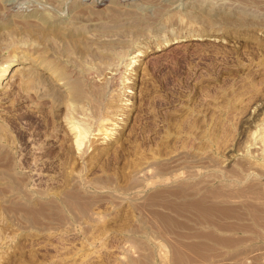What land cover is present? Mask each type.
<instances>
[{
  "label": "rangeland",
  "instance_id": "1",
  "mask_svg": "<svg viewBox=\"0 0 264 264\" xmlns=\"http://www.w3.org/2000/svg\"><path fill=\"white\" fill-rule=\"evenodd\" d=\"M40 51L112 138L71 159L65 109L0 84V264H264V0H0V63L67 94Z\"/></svg>",
  "mask_w": 264,
  "mask_h": 264
},
{
  "label": "bare ground",
  "instance_id": "2",
  "mask_svg": "<svg viewBox=\"0 0 264 264\" xmlns=\"http://www.w3.org/2000/svg\"><path fill=\"white\" fill-rule=\"evenodd\" d=\"M26 28H29V27L27 26ZM44 36H46V35H44ZM172 42L174 43V42H177V41L174 40ZM169 43H170V41L168 40L165 45L168 46ZM137 53H138V56H143L142 55V51L141 52H137ZM38 54H39V56L41 58V60H40L41 62L40 63H42L49 70V73L51 75L57 74L59 81L63 82V86L66 87L65 90H66L67 94H63L62 93L63 91L62 92L59 91V88H57L54 85L55 83L53 84V82L51 80L52 79L51 77L50 78L49 77H44V76L42 77L41 74H40V72L38 73V71L36 72L32 68H29L28 66L26 67V65L28 63H27V58H24V57H18V58L17 57L16 58L14 57L13 58V57H10V56L8 57L7 56L8 58L4 59L0 63V84L3 83V81L6 78L10 77L11 74L17 73L19 75V77H21V79H22V83H21L22 85L21 86H22L23 90H28V91H31V92L32 91H35L33 93H36L40 99L41 98L42 99H45V98L52 99V102L53 103L52 102L51 103L53 104V108L58 109L59 107L62 106V108L65 109V111H64L65 112L64 118L66 119V121H68L69 124H71V126L70 125L69 126L72 129V131H74L73 134H75V137L73 139V145H74V147L72 148L73 150L71 152V148H69L68 154L71 155L70 156L71 159H75V160L80 159L81 160L87 154V152H89L88 150H90L91 147L93 149H95L94 142L96 143V140L98 142V140L99 139L102 140L103 137H105L106 139L108 137L110 139V137H111L110 135H112V133H109V132H111L113 130L109 126L111 124V123H109L110 122L109 121L110 119L109 118H106L103 115H101L100 111L98 109H96L97 104L95 103L96 104V107H95L94 106V102H96V100H98V99H97V97L95 95V92H93L91 90V87L92 86L91 87H88V85H86L84 83L85 81L79 76V74L75 73L74 70H71V69L66 68L65 65H62L61 63H59L58 61H56L57 58L56 59H54V58L53 59L52 58L51 59H48L49 56L48 57L45 56L46 55V52H44V51H40V52H38ZM17 61H18V63H16ZM109 69H111V68H109ZM90 71H92V70L90 69ZM36 94H35V96L37 97ZM99 94H100V92H99ZM112 127H113V125H112ZM4 134H5V131H4ZM113 135H114V133H113ZM0 137H2V136H0ZM1 139H4V137H2ZM261 141H264V139L261 140ZM5 151H7V150L5 149ZM76 153H77L78 156H76ZM260 155H261V153H260ZM89 157H91V156H89ZM10 160H12V159H10ZM7 162L10 163V161H6V163H3V164H6L8 166ZM11 163H13V162L11 161ZM11 166H10V168H11ZM22 168H23V166H22ZM83 168H85V165H83ZM76 169H77V167H76ZM79 171H80V173L82 175L81 170H78V173H79ZM75 177H76V175H75ZM10 178L12 179L11 176H10ZM29 179H30V177H29ZM78 181H79V178H78ZM18 182H19V180H18ZM23 182H25V181H23ZM81 184H82V182H81ZM62 201L66 203L68 200L67 201H64V199H63ZM66 206L69 208V204L68 203H66Z\"/></svg>",
  "mask_w": 264,
  "mask_h": 264
}]
</instances>
